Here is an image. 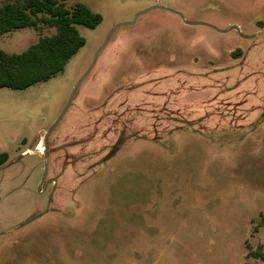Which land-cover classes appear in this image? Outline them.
<instances>
[{
  "label": "rangeland",
  "instance_id": "374dc122",
  "mask_svg": "<svg viewBox=\"0 0 264 264\" xmlns=\"http://www.w3.org/2000/svg\"><path fill=\"white\" fill-rule=\"evenodd\" d=\"M75 1L102 18L64 70L0 87V231L45 210L43 136L134 21L49 135L50 209L0 235V264H264V0Z\"/></svg>",
  "mask_w": 264,
  "mask_h": 264
},
{
  "label": "trees",
  "instance_id": "16d2710c",
  "mask_svg": "<svg viewBox=\"0 0 264 264\" xmlns=\"http://www.w3.org/2000/svg\"><path fill=\"white\" fill-rule=\"evenodd\" d=\"M101 14L84 2L68 6L66 0H13L0 5V36L25 27L54 28L21 51L0 48V87L25 89L64 70L67 61L85 43L77 25L95 27ZM8 158L0 152V164Z\"/></svg>",
  "mask_w": 264,
  "mask_h": 264
},
{
  "label": "water",
  "instance_id": "95a60500",
  "mask_svg": "<svg viewBox=\"0 0 264 264\" xmlns=\"http://www.w3.org/2000/svg\"><path fill=\"white\" fill-rule=\"evenodd\" d=\"M151 8H161V9H166V10H170V11H172V12H175V13H177L178 15L181 16V18L183 19V21H184L185 23H188V24H205V25H209V26H211V27H214V26H212L211 24L204 23V22H201V21H191V20H186L185 18H183V15H182L180 12H178V11H176V10H173V9L167 7V6H163V5L156 4V5L151 6ZM143 11H144V10L138 12V13L135 15V18H136L137 15H139V14L142 13ZM135 18H134V19H135ZM133 21H134V20H132V21H130V22H120V23L114 25V26L111 28V30L108 32V34H107V36H106L104 42H102V43L98 46V48L96 49V52H95L94 57H93L92 64L89 66V68L86 70V72H85V73H84V74L78 79V81H77L76 84L74 85V87H73V89H72V91H71V93H70V95H69V98H68L67 102L65 103L64 107L62 108V110L60 111V113L58 114V116L56 117V119L54 120V122H53V123L49 126V128L46 130V132H45V134H44V136H43V144H44V152H43V158H44V169H43V175H42V178H41L40 183H39V185H38V191H39V192H43V191L45 190L47 184L50 183L51 181H53V187H52V189L50 190V192H49V194H48L47 206H46L45 210H44L43 212L39 213V214H36V215H34V216H32V217H29V218H27V219H25V220H23V221H21V222L15 224V225H13V226L7 228V229H5V230H1V231H0V235H1V234H6V233H9V232H12V231L18 229L19 227H21V226H23V225L29 223L30 221H32V220H34V219L40 217L41 215H43V214H45V213H47V212L49 211V209H50V203H51V198H52V194H53V190H54V187H55V184H56V178L46 179L47 168H48V149H47V139H48L49 135L51 134V132L53 131V129L56 127V125H57V124L59 123V121L61 120V118H62V116L64 115L65 111L67 110V108H68V106H69V104H70V102H71V100H72V97H73L74 93L76 92V90H77V88H78L80 82H81L82 79L85 77V75L89 72L91 66L93 65V63H94V61H95V59H96V56H97L98 51H99L100 48L105 44V42H106V40H107V38H108V35L111 33V31H113V30H114L115 28H117L118 26L123 25V24H125V23H132ZM214 28H215V27H214ZM233 28L239 31V28H238L237 26H231V27H229V28H227V29L219 30V31H227V30H229V29H233ZM261 30H264V28H262ZM256 34H257V33L252 34V35H245V36H243V37H245V38H249V37H253V36H255ZM117 149H118V142H117V143L111 148V150H110V151H109V152L103 157V159H106V158L110 157L111 155H113V154L116 152ZM43 182H44L43 187H42V189H40V186H41V184H42Z\"/></svg>",
  "mask_w": 264,
  "mask_h": 264
},
{
  "label": "flooded vegetation",
  "instance_id": "af4514ba",
  "mask_svg": "<svg viewBox=\"0 0 264 264\" xmlns=\"http://www.w3.org/2000/svg\"><path fill=\"white\" fill-rule=\"evenodd\" d=\"M37 147H39V146H37ZM46 179H51V178H46ZM51 183L53 184V181H51L50 183H48V185L51 184ZM48 185H47V187H48Z\"/></svg>",
  "mask_w": 264,
  "mask_h": 264
}]
</instances>
